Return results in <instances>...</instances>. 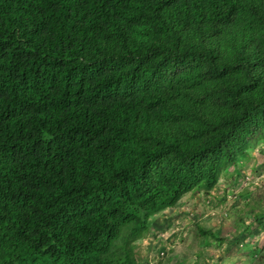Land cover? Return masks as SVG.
<instances>
[{
  "label": "trees",
  "instance_id": "trees-1",
  "mask_svg": "<svg viewBox=\"0 0 264 264\" xmlns=\"http://www.w3.org/2000/svg\"><path fill=\"white\" fill-rule=\"evenodd\" d=\"M263 137L264 0H0V264H138Z\"/></svg>",
  "mask_w": 264,
  "mask_h": 264
},
{
  "label": "rangeland",
  "instance_id": "rangeland-1",
  "mask_svg": "<svg viewBox=\"0 0 264 264\" xmlns=\"http://www.w3.org/2000/svg\"><path fill=\"white\" fill-rule=\"evenodd\" d=\"M256 202L264 206V137L209 193L189 192L156 214L152 229L135 242L138 264H264V226L250 212ZM196 226L217 237L203 238Z\"/></svg>",
  "mask_w": 264,
  "mask_h": 264
},
{
  "label": "clouds",
  "instance_id": "clouds-1",
  "mask_svg": "<svg viewBox=\"0 0 264 264\" xmlns=\"http://www.w3.org/2000/svg\"><path fill=\"white\" fill-rule=\"evenodd\" d=\"M184 196H185V195H184ZM184 196H183V197H184ZM183 197H182V198H183ZM182 198H181V199H182Z\"/></svg>",
  "mask_w": 264,
  "mask_h": 264
}]
</instances>
